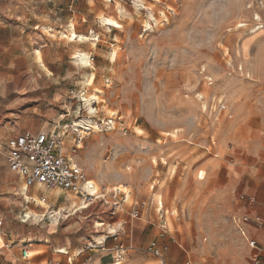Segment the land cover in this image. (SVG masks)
Returning a JSON list of instances; mask_svg holds the SVG:
<instances>
[{
	"label": "rangeland",
	"instance_id": "374dc122",
	"mask_svg": "<svg viewBox=\"0 0 264 264\" xmlns=\"http://www.w3.org/2000/svg\"><path fill=\"white\" fill-rule=\"evenodd\" d=\"M106 1L107 9L98 13L104 25L96 38L109 39L114 45L104 46L99 59L117 58L116 64L105 66L104 76L91 87V93L84 95L96 93L92 103L97 108L95 113L88 114L81 103L75 113L78 115H73L72 122L60 132H65L63 141L68 153L96 188L110 192L118 187L129 195L125 208L111 219L108 207L99 202L74 212L79 205L77 199L56 189L37 191L46 197L42 203H24L26 200L17 192L4 193L0 215L19 223L23 214L29 219L23 223L29 234L19 231V248L27 245L33 258L54 254L55 258L45 260V264H69V256L71 264H115L113 252L96 243L108 236V226L118 230V244L128 247L116 264H159L135 247L134 240L133 244L127 242L131 220L139 217L129 214L133 196L153 199V204L162 200L163 210L179 208V187L188 182L190 173L200 169L207 175L211 166L208 163L213 160L216 165L220 162L232 166L241 153V138L254 133L259 120L255 111L257 92L264 89V78L262 72H256V56L264 49V0H123L113 2V6L111 0ZM51 27L43 32L63 39L65 32ZM74 54L77 61L82 54L87 57L85 53ZM78 64L91 66V62ZM27 65L19 62V67ZM92 80L93 76L89 83ZM219 105L224 108L219 109ZM109 116L117 121L113 130L105 125ZM96 118L102 121L97 119V123ZM81 120L92 122L82 133L74 131L73 126ZM74 135L83 139L73 153ZM152 183L155 186L151 190ZM63 206L65 210L56 215L60 216L56 224L54 216L47 219L45 211ZM184 211L181 217H185ZM152 217L159 221V215L153 213ZM6 221L1 234L10 232ZM167 221L171 233L164 238L172 246L179 241L182 224L172 216H167ZM97 222L104 225L95 226ZM212 227L218 228L216 224ZM199 232L203 233L201 240L207 242L208 224H203ZM3 240L0 253L8 249L6 237ZM68 240L73 251L64 248ZM61 248L66 255L59 252ZM187 250L193 264H206L213 258L198 250Z\"/></svg>",
	"mask_w": 264,
	"mask_h": 264
},
{
	"label": "crops",
	"instance_id": "0c3cea01",
	"mask_svg": "<svg viewBox=\"0 0 264 264\" xmlns=\"http://www.w3.org/2000/svg\"><path fill=\"white\" fill-rule=\"evenodd\" d=\"M115 1L123 0H111L110 6H113ZM105 9L107 7L104 0H0V199L4 197V193L11 192L16 195L15 192L19 189L22 194L28 195L24 203L34 202L33 199L39 201L40 196L45 197L37 192L44 190L43 188L25 187L19 175L8 169L5 160L6 144L10 138L18 135L60 131L67 122H72L73 115H78L75 113L80 110L81 103L84 105V95L91 93V87L96 86L104 76L105 66L112 67L116 64L117 58H110L108 61L99 59L104 46L114 45L109 39L99 36L96 38V34H101L100 27L104 25L101 22L102 16L98 17V13ZM51 26L59 28L57 32L63 30L69 34L73 31L74 34H83L86 39L65 41L64 38L68 35L65 33L63 39L51 38L43 32L52 30ZM38 27L41 29L37 31ZM261 46L264 47V44ZM75 52L87 54V57L83 56L85 63H90L88 55L93 56L91 66H79ZM19 62L29 65L19 67ZM256 64L257 74L262 72L264 78V49L257 54ZM92 76L93 80L89 83ZM257 103V127L254 133H246L241 138L239 159L230 167L222 166L220 162L216 165L217 161L213 160L214 162L208 163L211 166L207 175L200 169H197L196 173L191 172L188 182L179 187L182 197L179 208L163 210L166 211L167 220V216H171L169 212L180 215L185 209V217L183 214L180 221L176 222L182 224L178 243L170 246L166 238L159 239L168 245V263L193 264L187 250L190 248L198 250L197 253L213 255L206 264H254L257 257L261 264H264V230L252 223L240 224L239 230L233 222V218L242 215L251 218L260 216L264 220V89L257 92ZM93 117L95 118V115ZM108 118L112 119V116ZM97 119L102 121L99 118L95 121ZM116 122L113 117L112 127L107 129H115ZM81 137L83 139V136ZM72 140L71 150L74 153L81 143H78L75 149V135ZM63 149V155L78 164L65 145ZM154 186L152 183L150 189ZM48 193L50 195L52 192ZM132 199L129 210L132 205L140 214L138 218L131 220L132 230L127 235V242H135L134 246L141 250L157 238L159 221L153 218L152 214L158 216L159 203L162 209L164 205L162 200L153 204V199L145 200L136 196ZM114 215L110 218L114 219ZM15 217L19 219V215ZM0 218L2 230L5 218L9 220L10 228L9 233L0 234V248L5 245L3 236L6 237V242L11 244L7 246L5 253H0V264H27L20 257L18 234L19 231L24 235L29 234L23 224L29 219L25 222L20 220L19 223V220L13 222L14 218L7 215H0ZM203 224H208L207 242L201 240L203 233L199 232ZM213 224L218 228L212 227ZM54 229L51 231L47 228L50 232H54ZM141 235L143 238H140ZM117 240L106 235L102 243L95 241L97 244H103L102 248L106 246L109 250L118 244ZM249 240H255L258 248L250 247ZM68 241L69 244L64 241V248L73 251L70 240ZM33 255L31 254L29 263L45 264V260L55 258L54 254L50 253L40 254L35 258ZM67 258L71 264V257ZM82 264H87V261ZM195 264L203 263L195 261Z\"/></svg>",
	"mask_w": 264,
	"mask_h": 264
},
{
	"label": "built area",
	"instance_id": "2783aa9c",
	"mask_svg": "<svg viewBox=\"0 0 264 264\" xmlns=\"http://www.w3.org/2000/svg\"><path fill=\"white\" fill-rule=\"evenodd\" d=\"M98 38V37H97ZM89 56V61H93V56ZM78 63V62H77ZM219 109L224 108L223 105L218 106ZM113 124V119L108 118L105 122L107 127ZM65 132L52 131L49 133L39 134H24L10 138L6 144L5 160L7 167L10 171L16 172L23 180L25 187H40L46 190H59L61 193L67 196H72L77 199L78 206H76L74 212L86 209L91 204L99 202L102 205L108 207L111 216L117 211L122 210L126 203V194L119 188H113L110 192H106L104 189H98L95 187V183L88 179L83 169L63 155L62 149L64 146ZM82 137L76 136V147L78 143H81ZM75 151V150H73ZM243 197V196H241ZM31 199V198H30ZM44 196L39 197V202H45ZM35 202V199H33ZM159 232L157 238L151 240L148 245L141 249L145 253L153 256L159 264H170L167 262L165 255L168 251V245L162 243L159 239L164 238L165 234L171 233L168 226L165 212L162 209L161 203H159ZM130 216L137 217L140 211L131 205ZM47 219L52 220V217L48 214ZM45 215V216H46ZM169 215H173L176 222L180 221L181 216L179 214H173L169 212ZM42 216V218H45ZM41 218V219H42ZM60 219V216H57ZM28 220L26 214H23L22 222ZM233 222L240 230V224L252 223L257 228L264 230V220L260 216L251 218L247 215L233 218ZM2 231V220L0 218V234ZM108 237L114 240L118 239V230L107 231ZM174 241V239H172ZM8 244L7 246H10ZM249 246L252 248H258V244L255 240H249ZM128 247L122 243L110 248L114 263L121 262L125 256V250ZM20 257L26 261L27 264H41L29 263L31 253L27 245H23L20 249ZM254 264H261L259 258L254 259Z\"/></svg>",
	"mask_w": 264,
	"mask_h": 264
},
{
	"label": "bare ground",
	"instance_id": "6f19581e",
	"mask_svg": "<svg viewBox=\"0 0 264 264\" xmlns=\"http://www.w3.org/2000/svg\"><path fill=\"white\" fill-rule=\"evenodd\" d=\"M139 2H141V1H139ZM139 2L137 3V4H139ZM135 4H136V2H135ZM140 5H141V3H140ZM121 13V12H120ZM242 25V24H241ZM240 25V26H241ZM72 31V30H71ZM74 32V31H73ZM73 32H71L70 34H68V35H66L65 36V38H67L68 40H71V41H73V40H85L86 39V36H84V35H80V34H74ZM80 53V52H79ZM80 55V54H79ZM85 55H86V53H85ZM84 55L82 54L80 57H79V59H78V63H80V64H85V61H84V57H83ZM83 66V65H82ZM96 99H97V96L95 95V94H90V95H86L85 97H84V104H85V106H86V108H87V111H88V114H93V113H95V111H96V109H95V107L92 105V103H94L95 101H96ZM91 121L90 120H81V121H78V122H76V123H74L73 124V126H74V131H77V130H80L81 132H84L86 129H84L85 128V126H86V124H88V123H90ZM92 123V122H91ZM62 152H65L64 151V149H62ZM118 188V187H117ZM17 192V194L19 195V196H21L24 200H27L28 199V197H27V194H22L21 192H22V190L21 189H19V191L17 190L16 191ZM44 206V205H43ZM62 210H65V207L63 206V207H60L59 209H56V211H52V210H50V211H45L48 215H50L51 217H52V219H53V216H54V220H52L53 222H54V224H56V221H57V217H56V215L60 212V211H62ZM104 225V223L103 222H97L96 224H95V226H103ZM108 230L109 231H113L111 228H109V226H108ZM99 240H104V238H99ZM59 252H61L62 254H65L66 253V251L64 250V249H59Z\"/></svg>",
	"mask_w": 264,
	"mask_h": 264
}]
</instances>
